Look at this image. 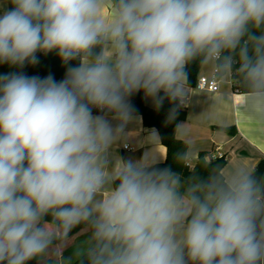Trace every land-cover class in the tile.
<instances>
[{
	"label": "clouds",
	"instance_id": "clouds-1",
	"mask_svg": "<svg viewBox=\"0 0 264 264\" xmlns=\"http://www.w3.org/2000/svg\"><path fill=\"white\" fill-rule=\"evenodd\" d=\"M0 7V64L55 53L67 66L59 81L0 75V264H41L75 230L81 264H264V175L235 165L185 179L151 151L155 133L139 158L118 152L139 121L132 98L167 101L173 122L197 60L238 72L264 109V0Z\"/></svg>",
	"mask_w": 264,
	"mask_h": 264
},
{
	"label": "crops",
	"instance_id": "crops-1",
	"mask_svg": "<svg viewBox=\"0 0 264 264\" xmlns=\"http://www.w3.org/2000/svg\"><path fill=\"white\" fill-rule=\"evenodd\" d=\"M0 4H3V0H0ZM3 10L0 7V12ZM216 66L217 62H202L197 77L211 76ZM232 75L233 71L220 72V88L217 92L198 90L188 83L186 77L185 96L181 106L186 108L187 117L180 121L176 131V135L187 142L189 160L193 164L202 152L206 155L220 149L226 153L223 174H227L235 165H246L254 169L264 157V109L248 102L247 92H242L235 86ZM143 100L146 105L153 107L151 101H146L144 97ZM137 115L139 121L129 126L128 139L118 148L119 154L125 158H139L150 147L146 143L147 137L155 133L158 137L154 139L151 151L161 161L166 160L168 151L161 141L159 131L155 127L146 126L142 116ZM228 126H234L236 132L229 133L225 129ZM80 233L59 244L42 259L41 264H70L84 239V235L80 236Z\"/></svg>",
	"mask_w": 264,
	"mask_h": 264
},
{
	"label": "trees",
	"instance_id": "trees-1",
	"mask_svg": "<svg viewBox=\"0 0 264 264\" xmlns=\"http://www.w3.org/2000/svg\"><path fill=\"white\" fill-rule=\"evenodd\" d=\"M8 7H11V5L8 4ZM38 57L39 63L37 65H26L22 69L10 67L8 64H0V75L9 74L12 72H23L29 76L46 77L48 75H52L57 81L64 78L67 66L62 64L60 58L55 53H49L46 56L43 53H39ZM201 63L202 62L200 60H197L187 66V81L193 86L197 82V73ZM71 64L73 66H76L78 64V61H72ZM217 65L219 66L218 61ZM219 69L221 73L224 72V70L220 66ZM232 76L237 81V87L239 88V90L242 92H246L239 73L233 70ZM132 103L136 108L137 114H140L142 116L143 123L146 126L157 128L160 133L162 143L167 147V158L166 160L162 161L164 165L161 166H171L176 169V171L180 172L183 178L189 180L205 178L210 174H215L218 172L223 174L222 168L226 164V159L224 158H217L215 160L206 161L204 159L205 153L202 152L198 160L192 167L189 166L187 161L178 162L175 159V154L177 153V151L188 149L187 142L180 139L176 135L177 127L180 121L184 120L187 117V110L185 107L181 106L180 104L178 109V117L173 122H169L167 120V114L170 108V104L167 101H165L160 110H156L155 108L146 105L143 100V93H139L132 98ZM225 129L231 134H234L236 132L234 126L225 127ZM254 170L258 175H264V157L258 161ZM80 232L82 231L75 230L71 236L76 235ZM82 235H84V233L80 236ZM30 264H36V262L32 261L30 262ZM73 264H81L80 258L78 257Z\"/></svg>",
	"mask_w": 264,
	"mask_h": 264
},
{
	"label": "built area",
	"instance_id": "built-area-1",
	"mask_svg": "<svg viewBox=\"0 0 264 264\" xmlns=\"http://www.w3.org/2000/svg\"><path fill=\"white\" fill-rule=\"evenodd\" d=\"M219 74H220V69L219 66L217 65L213 74L211 76H199L197 78V82L194 85V87L198 90H207L210 92H217L219 91ZM234 82H235V86H237V81L233 78ZM126 148H129L128 145H125ZM131 148V147H130ZM217 158H224L227 159V154L222 152L220 149L216 150L215 152H211L209 154L204 155V159L206 161H211V160H215ZM187 163L189 164V166H194L193 162L190 160H187Z\"/></svg>",
	"mask_w": 264,
	"mask_h": 264
},
{
	"label": "rangeland",
	"instance_id": "rangeland-1",
	"mask_svg": "<svg viewBox=\"0 0 264 264\" xmlns=\"http://www.w3.org/2000/svg\"><path fill=\"white\" fill-rule=\"evenodd\" d=\"M78 251V250H77ZM76 251V252H77ZM79 257V255L77 254L76 256H74V258H73V260H72V262L70 263V264H73L74 262H75V260L77 259Z\"/></svg>",
	"mask_w": 264,
	"mask_h": 264
}]
</instances>
